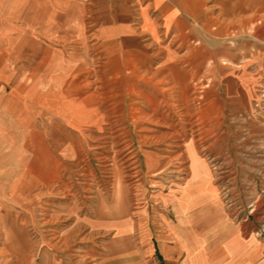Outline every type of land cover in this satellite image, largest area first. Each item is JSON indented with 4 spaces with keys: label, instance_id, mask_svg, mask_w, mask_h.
<instances>
[{
    "label": "rangeland",
    "instance_id": "374dc122",
    "mask_svg": "<svg viewBox=\"0 0 264 264\" xmlns=\"http://www.w3.org/2000/svg\"><path fill=\"white\" fill-rule=\"evenodd\" d=\"M106 1L0 2V264H91L108 222L137 243L206 175L230 219L263 209L264 0H158L165 27L134 0V26L140 7L156 21L136 40L76 7ZM221 83L255 95L223 105Z\"/></svg>",
    "mask_w": 264,
    "mask_h": 264
},
{
    "label": "crops",
    "instance_id": "0c3cea01",
    "mask_svg": "<svg viewBox=\"0 0 264 264\" xmlns=\"http://www.w3.org/2000/svg\"><path fill=\"white\" fill-rule=\"evenodd\" d=\"M158 2L153 0L151 8L162 11L160 26H176L180 20L175 16V10L163 1ZM134 4V0L116 3L107 0L87 9L81 3H76V7L94 11L96 18L93 20H99L98 25L103 28L100 34L107 35L110 32L107 28L116 25L127 28V35L136 40L144 34H154L156 21L148 15V8L140 7L135 14L137 22L134 26L132 18L137 11ZM219 93L221 104L246 107L255 90H246L241 85L231 88L227 83H221ZM200 187L204 188L205 194L193 193L194 206L157 217V227L141 228L140 233H136L137 243L127 218L108 222V228H104L109 230V241L91 264H264V234L261 236L258 232L260 223L264 224V196H257L263 204L257 217L252 221L236 222L217 206L216 186L211 178L206 175L203 184L195 186L193 191H200Z\"/></svg>",
    "mask_w": 264,
    "mask_h": 264
},
{
    "label": "built area",
    "instance_id": "2783aa9c",
    "mask_svg": "<svg viewBox=\"0 0 264 264\" xmlns=\"http://www.w3.org/2000/svg\"><path fill=\"white\" fill-rule=\"evenodd\" d=\"M260 93H262V95H260V98H262L261 99V101H259V102H261L262 104H260L259 102H258V104L257 105H260V106H263L264 107V88H262L261 89V92Z\"/></svg>",
    "mask_w": 264,
    "mask_h": 264
}]
</instances>
